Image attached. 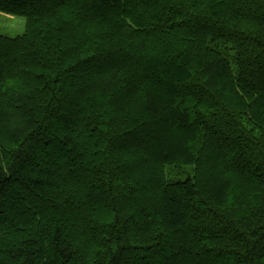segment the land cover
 I'll list each match as a JSON object with an SVG mask.
<instances>
[{"label":"trees","instance_id":"16d2710c","mask_svg":"<svg viewBox=\"0 0 264 264\" xmlns=\"http://www.w3.org/2000/svg\"><path fill=\"white\" fill-rule=\"evenodd\" d=\"M0 12V264H264V0Z\"/></svg>","mask_w":264,"mask_h":264},{"label":"rangeland","instance_id":"374dc122","mask_svg":"<svg viewBox=\"0 0 264 264\" xmlns=\"http://www.w3.org/2000/svg\"><path fill=\"white\" fill-rule=\"evenodd\" d=\"M25 31H26L25 17L19 15H10L0 12V34L9 37H17L19 35H22Z\"/></svg>","mask_w":264,"mask_h":264}]
</instances>
